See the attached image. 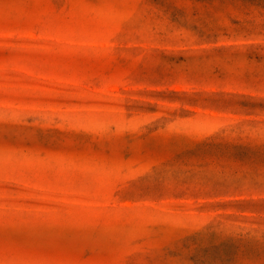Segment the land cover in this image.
Instances as JSON below:
<instances>
[{
	"label": "rangeland",
	"instance_id": "rangeland-1",
	"mask_svg": "<svg viewBox=\"0 0 264 264\" xmlns=\"http://www.w3.org/2000/svg\"><path fill=\"white\" fill-rule=\"evenodd\" d=\"M0 264H264V0H0Z\"/></svg>",
	"mask_w": 264,
	"mask_h": 264
}]
</instances>
